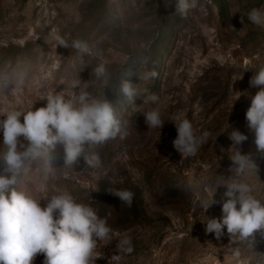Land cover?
Returning a JSON list of instances; mask_svg holds the SVG:
<instances>
[{
    "label": "rangeland",
    "instance_id": "1",
    "mask_svg": "<svg viewBox=\"0 0 264 264\" xmlns=\"http://www.w3.org/2000/svg\"><path fill=\"white\" fill-rule=\"evenodd\" d=\"M177 3L0 0V112L34 111L50 95L67 99L84 89L106 98L128 122L126 137L85 145V155H99V167L88 166L83 156L66 165L56 145L25 161L14 187L42 207L69 192L98 217L102 209L99 218L112 231L97 242L92 264H264V232L245 240L226 230L220 239L205 232L206 220L222 215L231 179L249 184L264 203V153L256 150L245 120L258 90L249 79L264 68V27L249 23L247 14L264 11V0H198L183 15ZM74 40L86 42L91 53L74 49ZM102 61L107 77L98 79L93 70ZM153 70L157 78L144 79ZM123 80L137 88L135 104L120 92ZM236 92L243 93L239 99ZM148 94L158 100L149 102ZM152 109L161 113L160 129L145 123L143 113ZM177 118L188 119L202 141L193 155L173 147ZM233 130L248 137L237 147L255 165L240 177L229 171ZM115 189L135 193L131 207L109 193ZM43 260L38 254L32 264Z\"/></svg>",
    "mask_w": 264,
    "mask_h": 264
},
{
    "label": "clouds",
    "instance_id": "2",
    "mask_svg": "<svg viewBox=\"0 0 264 264\" xmlns=\"http://www.w3.org/2000/svg\"><path fill=\"white\" fill-rule=\"evenodd\" d=\"M197 5L198 0H178L176 10L183 15ZM247 21L264 27V11L252 8ZM241 23H244L242 19ZM56 39L61 45L68 46L61 37ZM71 46L82 54L91 53L86 42L74 40ZM93 71L98 79L107 77L103 61ZM157 76L153 70L146 72L144 79ZM104 83H107L106 79ZM249 87L258 90L250 97L251 103L245 112L246 127L254 136L256 150L264 153V68L253 73ZM120 92L128 102L135 104L138 92L129 80L121 82ZM244 93L247 97L248 93ZM235 94L239 99L243 93ZM147 100L155 103L158 97L148 94ZM0 116L3 117L0 119V133L4 149L0 153V264H32L38 254H43V264H92L97 242L108 239L112 231L106 221L99 218L90 206L77 203L69 192L53 195L42 207L39 201L18 191L14 185L25 161L35 160L56 145L62 146L66 165L77 164L83 156L88 166L99 167V155H85V145H102L117 137H126L128 122H121L106 98L92 97L84 89L78 95L70 93L67 99L64 94L50 95L46 105L34 111L3 110ZM143 116L148 128L160 129L164 124L158 109L147 111ZM174 125L177 137L173 147L182 156L195 154L202 141L196 138L191 122L177 118ZM229 126L227 124V128ZM203 135L206 137L208 133ZM229 139L232 141L229 171L240 177L247 168L255 167L251 155L242 154L237 147L248 137L233 130ZM224 189L222 215L207 219L205 232L220 239L226 230L229 237L241 240L264 232V203L252 195L250 185L231 179L225 183ZM109 193L128 207L135 197V193L128 189H115Z\"/></svg>",
    "mask_w": 264,
    "mask_h": 264
},
{
    "label": "trees",
    "instance_id": "3",
    "mask_svg": "<svg viewBox=\"0 0 264 264\" xmlns=\"http://www.w3.org/2000/svg\"><path fill=\"white\" fill-rule=\"evenodd\" d=\"M103 211H104V208H103ZM102 214H103V212H102V209H100V212H99V217H101V216H102Z\"/></svg>",
    "mask_w": 264,
    "mask_h": 264
}]
</instances>
